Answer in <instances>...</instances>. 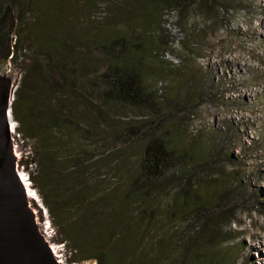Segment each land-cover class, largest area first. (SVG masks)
<instances>
[{"label": "trees", "instance_id": "obj_1", "mask_svg": "<svg viewBox=\"0 0 264 264\" xmlns=\"http://www.w3.org/2000/svg\"><path fill=\"white\" fill-rule=\"evenodd\" d=\"M233 1L0 0V57L20 75L10 114L34 144L24 168L70 263L251 264L226 208L243 180L217 184L214 145H184L164 122L203 98L198 79L183 98L151 64L186 65L166 57L180 25L198 11L226 21ZM102 5L114 7L105 18ZM163 12L176 31L161 27ZM199 26L176 39L198 56ZM159 29L170 40L155 45ZM115 109L135 117L120 122Z\"/></svg>", "mask_w": 264, "mask_h": 264}, {"label": "rangeland", "instance_id": "obj_2", "mask_svg": "<svg viewBox=\"0 0 264 264\" xmlns=\"http://www.w3.org/2000/svg\"><path fill=\"white\" fill-rule=\"evenodd\" d=\"M233 2L235 6L231 7L232 11L226 21L221 22L213 13L204 15L203 19L202 12L198 11L180 25L182 32L177 31L171 40L176 55L167 53L166 57L175 65H180V56L184 55L190 58L186 65L175 69L156 58L151 64L155 71L163 74L172 93L176 91L183 98L186 95L189 97L186 93L188 88L193 90L195 86V83L188 84L187 81L198 79L199 94L203 92L200 95L203 98L198 101L193 97L190 101L192 105L197 102L195 106H189L183 111L173 110L164 122L173 126V136L176 140H182L184 145L204 139L214 145L217 154L207 167L218 170L216 176L222 181L217 184L222 186L238 179L243 180L237 198L228 200L226 208L232 207L235 210L234 220L229 224L232 236L248 262L264 264V0ZM112 8V5H102L99 9L100 17L105 18ZM103 12L106 14H101ZM162 16L161 27H166L171 33L177 28L176 15L163 12ZM194 20L203 30L198 48L204 57L192 54L178 41L181 36L191 33ZM154 33L155 45L165 41V36L170 40L167 31L159 29ZM187 43L188 46L196 45L192 39ZM19 77L18 70L0 57V129L4 127L1 111L10 112L13 91ZM188 111L191 116L186 120ZM110 112L123 123L135 117L134 113H123L120 109ZM138 119L146 121L147 128L156 127L155 123L147 121L149 118ZM9 139L2 149L9 152L11 165L17 166L39 200L31 199L27 202L30 207L26 215L30 217L31 224L36 226L34 234L42 230L45 232L42 239L46 241L47 252H55V259L62 264H96L93 261H68V254L57 242L48 214L42 210L40 198L31 185L28 170L24 168L23 163L33 157L34 144L17 137L15 125ZM229 224L227 222L226 225ZM37 239L36 242L39 241Z\"/></svg>", "mask_w": 264, "mask_h": 264}, {"label": "water", "instance_id": "obj_3", "mask_svg": "<svg viewBox=\"0 0 264 264\" xmlns=\"http://www.w3.org/2000/svg\"><path fill=\"white\" fill-rule=\"evenodd\" d=\"M9 114V111H1L6 129V115ZM7 137V132L0 129V145ZM12 166L10 161L5 167L0 159V264H49L44 258L49 253L42 254L35 245V229L26 215L28 211L20 208L23 201L11 172Z\"/></svg>", "mask_w": 264, "mask_h": 264}, {"label": "bare ground", "instance_id": "obj_4", "mask_svg": "<svg viewBox=\"0 0 264 264\" xmlns=\"http://www.w3.org/2000/svg\"><path fill=\"white\" fill-rule=\"evenodd\" d=\"M6 119L8 121V128H2V131L5 133L7 132V139L4 140V142L0 145V159H1V162L2 164L7 167L9 166L10 164V161H11V157H10V154L9 152H4V150L2 149L3 145L8 141H9V137L11 136L12 134V131H13V127H14V123L12 122V117L11 115H6ZM11 172L13 173V176H14V180H15V183H17L18 185V190L22 196V201H23V204L20 206V208L27 212L29 211V205H28V201L31 200V199H36L38 202V197L37 195L34 193V191H32L30 188H29V185L26 181V179H24L25 177L22 176V174L20 173L19 169L17 168V166H12V169H11ZM32 213V211H31ZM32 215V214H31ZM33 217V216H32ZM33 222V221H32ZM32 227L34 229H36V226L35 224L33 223L32 224ZM37 232V231H36ZM43 236H45V232L40 231L36 236L35 238H38L39 241L35 242V245L37 247V249L43 254L45 253V251L48 250V248L45 246L46 245V241L43 240L42 238H44ZM34 238V239H35ZM46 239V238H45ZM41 240V241H40ZM48 246V245H47ZM50 248V247H49ZM55 253V252H54ZM52 251L46 255L44 258L46 259V261H48L49 264H62L61 262H58L57 259H55V254H54Z\"/></svg>", "mask_w": 264, "mask_h": 264}]
</instances>
